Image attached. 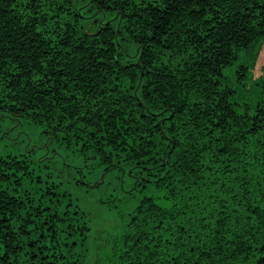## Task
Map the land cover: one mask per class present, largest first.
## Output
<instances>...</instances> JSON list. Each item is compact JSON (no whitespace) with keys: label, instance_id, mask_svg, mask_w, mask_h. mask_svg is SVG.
<instances>
[{"label":"trees","instance_id":"1","mask_svg":"<svg viewBox=\"0 0 264 264\" xmlns=\"http://www.w3.org/2000/svg\"><path fill=\"white\" fill-rule=\"evenodd\" d=\"M263 40L264 0H0L46 169L0 157V264H264V82L225 76Z\"/></svg>","mask_w":264,"mask_h":264},{"label":"rangeland","instance_id":"2","mask_svg":"<svg viewBox=\"0 0 264 264\" xmlns=\"http://www.w3.org/2000/svg\"><path fill=\"white\" fill-rule=\"evenodd\" d=\"M239 65L248 66L249 71L244 80H242L243 75ZM225 76L226 85L236 90V100L252 107L255 106L259 87L264 82V40L257 44L253 51L245 53L236 65L225 71ZM40 131L39 126L28 121L9 116L3 117L0 114V157L29 156L28 159L34 162V168L46 171L44 163L35 161L38 156L42 155V150L38 149L43 141ZM35 147L36 152H32ZM63 154L68 157L69 161L72 159L67 152L63 151ZM48 171L51 172L50 169Z\"/></svg>","mask_w":264,"mask_h":264},{"label":"water","instance_id":"3","mask_svg":"<svg viewBox=\"0 0 264 264\" xmlns=\"http://www.w3.org/2000/svg\"><path fill=\"white\" fill-rule=\"evenodd\" d=\"M96 186V184L95 185H93V187H95Z\"/></svg>","mask_w":264,"mask_h":264}]
</instances>
